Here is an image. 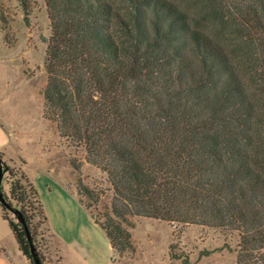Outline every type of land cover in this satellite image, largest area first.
<instances>
[{"label":"trees","instance_id":"obj_1","mask_svg":"<svg viewBox=\"0 0 264 264\" xmlns=\"http://www.w3.org/2000/svg\"><path fill=\"white\" fill-rule=\"evenodd\" d=\"M45 2L44 117L106 173L111 208L91 214L112 248L132 245L143 216L237 231L236 264H264V0ZM9 171L3 216L44 264L45 203ZM78 192L101 200L81 178Z\"/></svg>","mask_w":264,"mask_h":264},{"label":"rangeland","instance_id":"obj_2","mask_svg":"<svg viewBox=\"0 0 264 264\" xmlns=\"http://www.w3.org/2000/svg\"><path fill=\"white\" fill-rule=\"evenodd\" d=\"M51 32L45 0H0V152L9 169L26 172L34 182V176L49 173L75 189L82 204L103 221L112 196L106 173L89 163L85 150L61 137L56 124L44 117V38ZM74 159L82 161L80 169L72 164ZM9 169L2 180L7 196L12 180ZM80 178L101 193L98 203L78 192ZM50 209L56 225L71 234L76 228H86L97 240L90 225L71 206L51 202ZM7 214L18 221L12 210ZM131 220L135 223L130 228L132 245L123 252L113 249L110 264H236L240 240L237 231L143 216H132ZM34 222L39 226L44 264H88L76 253L75 245L63 246L51 223L49 230L37 214ZM0 264H34L20 249L1 206Z\"/></svg>","mask_w":264,"mask_h":264},{"label":"crops","instance_id":"obj_3","mask_svg":"<svg viewBox=\"0 0 264 264\" xmlns=\"http://www.w3.org/2000/svg\"><path fill=\"white\" fill-rule=\"evenodd\" d=\"M35 182L39 187V190L43 196L45 202L47 214L50 218L51 226L54 232L60 237L64 244H72L76 246V253L82 255L85 262L88 264H110L114 250L110 241L105 237L103 230L97 225L95 226L93 216L90 211L80 202L77 191L67 187L60 179H56L51 174H41L34 176ZM43 180V181H42ZM44 182V189L43 184ZM42 186V187H41ZM57 202L58 206H71L80 213L81 217L87 225H90L89 229L95 232L98 236L97 240H93L92 234L88 232L86 228H76L71 232L60 225L54 223V219L51 213V202ZM82 259V260H83Z\"/></svg>","mask_w":264,"mask_h":264},{"label":"water","instance_id":"obj_4","mask_svg":"<svg viewBox=\"0 0 264 264\" xmlns=\"http://www.w3.org/2000/svg\"><path fill=\"white\" fill-rule=\"evenodd\" d=\"M7 171L6 168H4L3 166V162L2 160L0 159V200L1 202L5 203L6 202V199L4 198L3 194H2V180L4 178V174L5 172ZM15 214L17 213L16 210H12ZM21 221H24L23 218H20ZM27 232H28V238L31 239V233H30V230L27 228ZM31 252H32V255H33V259L35 261V264H42L41 263V259L40 257L37 255V252H36V249H35V246L32 244V247H31Z\"/></svg>","mask_w":264,"mask_h":264}]
</instances>
